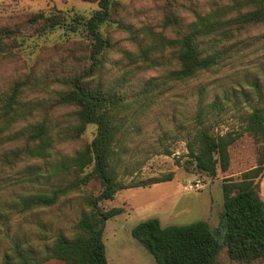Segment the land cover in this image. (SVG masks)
I'll list each match as a JSON object with an SVG mask.
<instances>
[{"label": "trees", "instance_id": "obj_1", "mask_svg": "<svg viewBox=\"0 0 264 264\" xmlns=\"http://www.w3.org/2000/svg\"><path fill=\"white\" fill-rule=\"evenodd\" d=\"M161 1L157 25L118 27L130 46L124 48L112 41L111 28L118 22V4L112 0H89L97 8L88 16L52 8L0 25V64L16 61L6 58L20 53L29 67L0 92V194H14L0 203V217L3 210L49 209L91 182L98 184L96 192L81 194L72 235L56 234L43 255L13 242L2 252L0 264H108L101 234L122 208L104 210L100 203L123 189L171 180L125 183L118 171L141 132L152 98L174 83L224 65L240 46L264 39V0L198 7ZM56 31H61V43L39 46ZM43 49L49 58L40 54ZM112 51L118 58L111 59ZM151 70L160 74L143 79ZM262 76V84H251L258 101L238 131L214 134L200 113L186 143L188 162L212 178L218 170H228L229 148L244 134L257 147L255 167L238 179L223 180L216 229L201 221L162 227L159 220L149 219L131 230L157 264H215L223 249L230 264H264V202L258 185L264 172V68ZM210 108L219 110V105ZM57 113L60 117L54 118ZM88 126L94 134L86 142L81 136ZM70 144L77 146L73 154L57 151ZM221 230L225 233L218 240Z\"/></svg>", "mask_w": 264, "mask_h": 264}, {"label": "rangeland", "instance_id": "obj_2", "mask_svg": "<svg viewBox=\"0 0 264 264\" xmlns=\"http://www.w3.org/2000/svg\"><path fill=\"white\" fill-rule=\"evenodd\" d=\"M118 4L116 22L111 29L112 41L118 48L130 47L125 40L124 23L133 30L141 26L157 25L162 19L163 1L161 0H112ZM194 7L207 6L209 3H227L229 0H176ZM55 8L63 12H78L88 16L97 8L89 0H0V25L17 21L19 17L38 11ZM183 14L187 12L182 10ZM161 14V18H160ZM151 22L149 24H145ZM155 22V23H154ZM263 29H260V31ZM61 31H56L41 39L39 46L50 48L61 43ZM30 50V49H29ZM28 52V50H27ZM40 52L42 56L49 54ZM119 54L112 51L111 59ZM10 58H16L12 60ZM0 64V92L22 69L29 68L25 58L19 53ZM264 39L240 46L231 53V60L212 71L204 72L193 79L174 83L155 94L141 132L135 137L118 171L125 183H147L170 176L171 180L149 186L123 189L112 200L100 203L104 210L122 208V212L105 223L101 240L105 246L108 264H157L131 235V230L140 222L157 219L162 227L185 226L195 222H205L215 230L220 221L223 207L221 184L224 179H238L240 174L255 167L256 145L252 138L244 134L229 148V167L224 173L217 171L215 177L198 173L187 158L186 143L198 127L196 116L202 113L205 123L214 134L223 135L238 131L244 123L258 97L251 87L257 81L263 83ZM42 69L43 67H38ZM160 74L151 70L143 79ZM49 91V89H48ZM47 92V90H46ZM45 92V93H46ZM217 103L219 110L211 109ZM58 113L54 118H59ZM60 120V119H58ZM94 127L88 126L81 138L89 142ZM76 145L58 146L57 151L73 154ZM124 173L126 175H124ZM198 184V187H195ZM259 196L264 202V172L259 179ZM97 182L93 181L84 188L85 193L96 192ZM70 193L55 206L28 213L18 210H3L0 217V257L13 242L21 241L37 255L45 250L58 233L73 234V227L80 217V197L84 192ZM13 193L0 194V203L11 200ZM225 231L221 230L223 239ZM44 264H63L51 260ZM215 264H230L223 249Z\"/></svg>", "mask_w": 264, "mask_h": 264}, {"label": "built area", "instance_id": "obj_3", "mask_svg": "<svg viewBox=\"0 0 264 264\" xmlns=\"http://www.w3.org/2000/svg\"><path fill=\"white\" fill-rule=\"evenodd\" d=\"M199 185L198 184H195V187H198Z\"/></svg>", "mask_w": 264, "mask_h": 264}]
</instances>
